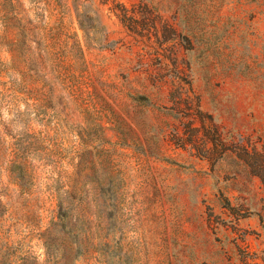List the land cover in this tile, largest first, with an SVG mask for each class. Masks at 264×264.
<instances>
[{"label": "rangeland", "instance_id": "rangeland-1", "mask_svg": "<svg viewBox=\"0 0 264 264\" xmlns=\"http://www.w3.org/2000/svg\"><path fill=\"white\" fill-rule=\"evenodd\" d=\"M0 264H264V0H0Z\"/></svg>", "mask_w": 264, "mask_h": 264}]
</instances>
